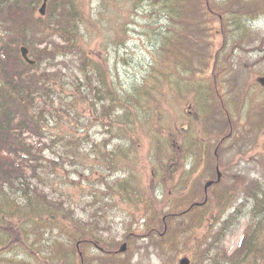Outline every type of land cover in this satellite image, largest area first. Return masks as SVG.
<instances>
[{"label": "trees", "instance_id": "obj_1", "mask_svg": "<svg viewBox=\"0 0 264 264\" xmlns=\"http://www.w3.org/2000/svg\"><path fill=\"white\" fill-rule=\"evenodd\" d=\"M91 1L48 0L46 13L40 16V0H0V264H178L185 254L191 257L190 264H264V88L249 84L248 78L243 82L235 76L226 78V58L232 53L224 52L231 46L249 48L254 56L259 53L254 43H264L262 31L245 27L232 43L227 31L234 38L241 19L250 23L263 18L264 0H141L153 7L150 21L141 25L134 18L132 1L122 7L124 18L118 12L121 20L111 23L109 19L106 26L99 17L112 15L113 5L96 0L99 6L93 11ZM94 23H100L98 28L92 29ZM136 24L146 32L141 36L149 44L151 61L138 80L145 91L138 90L135 83L130 88L136 90L132 95L115 82L120 84V64L131 55L117 49L135 37ZM102 27L107 28L108 36L104 48L97 46L92 51L89 35L94 29L100 33ZM21 46L28 49L33 65L21 58ZM251 67L253 78L258 72ZM174 78L186 79L188 98H195L199 88L209 89L210 113L193 114L196 128L208 134L207 143H226L229 135L234 142L245 134L255 135L249 150L256 154L258 173L242 186L244 195H239L240 203L249 202L250 212L231 255L223 240L236 223L231 224L228 216L220 221L219 213L210 217L206 211L201 216L209 215L210 221L201 220L210 222V228L198 229L200 236L188 238L179 228L181 217L189 214L179 213L182 204L168 213L172 195H145L134 186L131 191V184L125 186L124 181L115 188L106 182L105 191L96 188L73 199L64 191L52 192L56 190L53 184L67 183L58 169L69 164L89 163L83 173L88 184L99 179L102 169L96 167L101 165L107 170L129 168L128 180L136 166L161 164L178 169L181 148L177 147L181 135L192 127L186 120H177L166 132L167 112L155 104L167 89L178 97ZM202 78L208 85L204 79L199 82ZM184 100L189 103L186 96ZM88 104L96 122L84 113ZM129 108L130 116L120 125L107 117L117 109ZM90 122L101 125L105 140L100 142L112 149L99 148L95 141L88 158L81 151L88 137L79 130ZM159 122L166 126H158ZM165 132L176 141V147L169 142L170 151H163L157 137L154 147H141L154 133ZM198 137L194 135L195 140ZM14 164H18L17 170ZM90 177L94 179L90 181ZM173 178L170 173L160 180L165 184ZM121 210L120 232L107 231L110 212ZM217 221L219 226L211 228ZM124 241L126 250L120 253Z\"/></svg>", "mask_w": 264, "mask_h": 264}, {"label": "rangeland", "instance_id": "obj_2", "mask_svg": "<svg viewBox=\"0 0 264 264\" xmlns=\"http://www.w3.org/2000/svg\"><path fill=\"white\" fill-rule=\"evenodd\" d=\"M133 0L127 2L129 5ZM108 3H110L111 5H113V13L112 15L110 14H106L100 18H103V25L106 26V22L111 19V23H113V20H115L116 18L120 21L121 17L124 18V16L122 15V7L118 5L117 3H115L114 0H108ZM91 7L94 11V9H96V7H98V2L96 0H92L91 1ZM149 10L153 11V7L149 6ZM134 9V8H133ZM121 13V17L118 14ZM126 13V12H124ZM137 15H134V18ZM138 17V16H137ZM230 18L231 15H230ZM137 20V18H136ZM100 23H94V25L92 26V29L94 27L99 26ZM239 26L238 29L234 35V38H232V34L231 32L228 30V35H227V40L234 42L236 40H238L239 35H237L238 33H242V29H244V27H249L251 26L252 30H256L258 29L261 33V31L264 33V17L259 18L258 20H256L255 22H248L247 20L241 19L238 23ZM137 28L135 30V37H132L130 39V43L126 44V45H120L118 47L117 50L120 49L121 53L123 54H129L131 53V55L129 57H127V60L130 62L129 66H125L123 67L120 64V84L119 81L116 80L115 84L117 87H122L120 88L121 90H127L129 91L130 88H132V86L136 83L137 89L140 87L138 80L142 79L143 73H145V70L149 69V63L151 61L150 58V54L149 52L151 51V49L149 48V44H147V41L145 39L144 36H146V32L143 33V30L140 28V26L138 24H136ZM98 28V27H97ZM146 31V30H145ZM144 35V36H141ZM89 47L90 50L92 51H97L98 48H104V41L106 38H108L107 36V28L102 27L101 28V32L98 33L97 29L93 30L91 32V34L89 35ZM257 45V47L260 49L259 53H257V55H253L252 53H248L249 52V48L246 47H231L229 46V48L227 50H225V53H232L229 55V57L227 56V60H228V65H227V69H226V78L235 76V78L238 79L239 82H243L245 81V78H248V83L250 84L251 82H255L256 83V79L259 76L264 75V62L259 63L258 60L260 61H264V49H262V47H264V43L262 42H257L255 41V43ZM262 45V47H261ZM97 46H99L97 48ZM126 46V47H125ZM110 50H114V47L111 46L109 47ZM253 56V57H252ZM251 64L253 65L251 67ZM248 65V66H247ZM250 67L251 69H253L254 71L260 73V74H256L253 78L250 75ZM72 68L75 69L74 65L72 66ZM183 72H187V70L183 69ZM172 74V72H171ZM186 74V73H184ZM190 74V72L188 71V75ZM234 74V75H233ZM240 76V77H239ZM202 78V80H199V82H203L204 80L206 81V85H208L209 81L207 79ZM185 80V82L183 81ZM183 80L178 79V78H174L172 81V85H174L173 87L178 89L175 90V93L178 97H176L175 95L171 96L170 92L167 90L164 91L163 94V99L160 100V102L155 100V104L156 108H161L164 109L167 112V116H168V121H167V127H166V132H168V126L172 123H176L177 120L178 121H187L190 124V130H188V134H187V138L189 137H193L194 131H197L198 136H200V138H202V136H207L208 134H203L200 133L197 128H196V120L195 118L188 116L187 113H189V111H187V104L184 100V97H187V101L189 103H191V110H192V114L198 112L200 114H209V89L208 88H199L196 90V95L195 98L193 96H190L188 98V94L189 91L187 90V88H185V86L187 87V82L186 79L184 78ZM175 81H178L180 83H175ZM204 83V82H203ZM182 87V88H180ZM141 88V87H140ZM139 88V89H140ZM119 89V90H120ZM138 89V90H139ZM142 89V88H141ZM143 91H145L144 89H142ZM156 94L158 95V97L160 96V91H157ZM258 93H256L257 95ZM184 96V97H181ZM264 96V95H263ZM196 98H199L197 100V102H194ZM179 102V103H177ZM194 104V105H193ZM198 111H196V110ZM84 113L88 114V111H84ZM93 116H94V110L92 111ZM93 119V117H90V119ZM186 118V119H185ZM91 119V120H92ZM92 122H94L92 120ZM92 122L89 123L88 127H87V131H89L88 134V141L91 142L92 141V137L95 136V133L97 131H99L100 126L98 124H94V126L92 125ZM166 126L164 123L159 122L158 126ZM170 130V128H169ZM154 133L149 141H143L141 147H144V150H149L150 146H153V143L157 137L158 141L161 142V145L163 146L164 150H170V146H169V142L171 141L172 143H175L174 137H171V134L168 133ZM91 135V137H90ZM170 136V137H169ZM102 137V136H101ZM100 137V138H101ZM143 138H141L142 140ZM255 139V135H247L245 134L243 138H241L240 140H238L235 144L234 147H226L224 148L225 145H222L220 147H217V158L219 159V161L221 162V167H219V171L222 174V178L220 183L217 186L212 185L210 188H208L207 190V195H206V206L203 208H193L191 209L188 213V215H185L184 217H181L180 222L181 225L179 228H181L180 230L183 231V233L188 237V238H193L194 235H196L197 233L200 234V231H204L209 229V224L210 222H206L204 221V223H200L202 222V220H199L201 215L203 214H207L210 211V215L211 214H218L219 213V220L222 221L225 218V213H227L228 208L234 203L237 204L238 201H236L238 199L239 195H236L238 192L241 193L242 192V186L246 187L249 179H252L255 175H257V161L254 160V156L256 155L254 150H249L251 149V143H253ZM179 142V140H178ZM97 146L100 148L103 145V142L97 141ZM146 144H148L149 146H145ZM158 145V143L156 144ZM188 148V145H185ZM154 147V146H153ZM92 147H89L88 144L84 145L81 148V151L83 154L88 156H91L92 153L91 151ZM216 148V145H213L212 148L208 151V156L209 158H207L208 162L205 161V156L202 155L201 153V149L199 147H195L193 149L190 150H186L185 152H183V155L186 156H190L192 155V160H196L200 163L203 162V164H205L204 166H202L203 168L199 171V173L195 174V175H191L190 177V185H191V190L188 191L186 193V195H172L171 197H168L170 199V203L169 205H167V207L169 208V212L168 213H172V209L175 208L176 204H182V207L179 209V213H183L185 210H187L190 205L192 204L191 200L192 199H197L198 201H203L205 198V195H203V186L204 184L211 179H215V175H213V168L209 165V163L215 158L214 156H216L214 154V149ZM112 149V148H110ZM87 151V152H86ZM155 155V154H154ZM100 156H103V154H100ZM132 157V156H131ZM89 158V157H88ZM223 161V162H222ZM84 162V160H83ZM82 162V163H83ZM129 163V162H127ZM88 165L89 163H85V164H81L78 165L76 167H74L72 164L67 165L66 167H61L58 169V174L61 176H64L66 179V184L61 185V183L57 184H53V188H55L56 190H53L52 192L54 193L55 191L58 190L59 191H64L66 192V195H71V198H74V195H89L88 193L93 191L95 189V187H101L104 191L106 189V182L108 183V185H112L114 186V188L116 187V183L120 182V181H127V184H131L129 188H131V191H133V186L135 187V189L139 190H145L147 186H152V187H156L158 192H160V190L163 191L164 195H167L166 193V188L162 187L160 185H158L157 181H150V179H148L149 175L151 174V170H157L159 169L158 165H147V166H139L135 169H133V172L131 171V175L134 176V178H131L130 180H127V169L125 166H122V168L120 169V171L117 170H107L104 165H101L100 168L96 167L97 170H101L102 174L100 177V180H94L93 184H88L87 181H84V172L87 171L88 169ZM16 170L18 168V164H14L13 165ZM98 166V165H97ZM12 170L11 172H15L16 170ZM75 168V170H74ZM208 170V175L204 174L203 172ZM75 171V172H73ZM72 172V173H71ZM23 173L25 176L28 175L27 170L25 169V167L23 168ZM79 173V177H77ZM71 174H72V178H71ZM30 178V177H29ZM79 179V180H78ZM90 179H94L92 177L89 178ZM139 180V181H138ZM33 182V179L31 180ZM91 181V180H90ZM76 183H81V184H76ZM58 188V189H57ZM155 188L152 189V192H154ZM84 191L86 193H84ZM178 190L174 193H177ZM45 193L46 195H49V191L48 189H45ZM84 193V194H82ZM63 194V193H62ZM147 195H151L150 193H146ZM115 195H120V191L117 192V194ZM122 195H124V193H122ZM140 195V194H138ZM249 203V202H248ZM252 205V204H251ZM77 207V206H76ZM247 207V206H246ZM247 209V208H246ZM207 211V213H206ZM80 212V211H79ZM249 213L248 210H245V207H243V205H238L237 208L235 209L234 213L231 215V218H229V220L236 222L239 218V224L237 225V227H235L234 229H232L230 231V233H228L226 235V237L223 240V246L225 248V250L228 252V254H230L231 252H233L236 247L239 244V241L241 240V236L243 233V230L245 229V216L246 214ZM209 215H206L205 220H208ZM228 219V218H227ZM115 220V222L113 221ZM123 215H122V210L117 212V213H113L110 212V216H108V222L110 223L111 226H107L106 229L107 231H113V232H120L119 230L121 229V225H119V223H122L123 221ZM142 223V221H141ZM219 226V222H214L213 226L211 228H217ZM120 236V235H119ZM121 238V237H120ZM194 238V242H195ZM140 243V242H137ZM183 256H187L189 258H191L188 254L182 255ZM181 257H179L178 259H180ZM153 260H155V257H152ZM147 263H149V261L147 260Z\"/></svg>", "mask_w": 264, "mask_h": 264}, {"label": "bare ground", "instance_id": "obj_3", "mask_svg": "<svg viewBox=\"0 0 264 264\" xmlns=\"http://www.w3.org/2000/svg\"><path fill=\"white\" fill-rule=\"evenodd\" d=\"M115 3H117L120 6H124L126 5V1L127 0H114ZM133 6L135 8V12L137 14V23H139L140 25L143 23H148L150 21V13L152 11L149 10L148 5L141 0H133ZM111 13H113V8L111 10ZM121 14V13H119ZM239 22L236 23V25H238ZM239 26V25H238ZM245 29V27H244ZM248 29V28H247ZM243 30V29H242ZM126 47V46H125ZM121 65L123 67L125 66H129L130 62L128 60H125L123 63H121ZM8 69L5 70V73H8ZM133 87V86H132ZM134 91L136 92V90L134 89ZM134 91L130 90V91H126L127 94H132L134 93ZM121 92V91H120ZM121 94H120V98H121ZM131 113V109L129 108V110L125 109V110H121V109H117L116 111H113L109 114V116H107L112 122H114L116 125H120L121 122H124L126 120V118L128 116H130ZM105 121V119H103V122ZM161 159H163V161L165 163H169V158H165L164 156L161 157Z\"/></svg>", "mask_w": 264, "mask_h": 264}, {"label": "water", "instance_id": "obj_4", "mask_svg": "<svg viewBox=\"0 0 264 264\" xmlns=\"http://www.w3.org/2000/svg\"><path fill=\"white\" fill-rule=\"evenodd\" d=\"M43 3H42V6H41V9H40V13L41 15L44 14V11H45V5H46V1L47 0H42ZM21 52H22V57L29 63H33V61H30L28 58H27V50L25 48H22L21 49ZM257 82L264 87V76L263 77H259L257 78ZM125 250V244L122 245V247L120 248V251H124ZM180 264H189V260L187 258H183L180 260Z\"/></svg>", "mask_w": 264, "mask_h": 264}, {"label": "flooded vegetation", "instance_id": "obj_5", "mask_svg": "<svg viewBox=\"0 0 264 264\" xmlns=\"http://www.w3.org/2000/svg\"><path fill=\"white\" fill-rule=\"evenodd\" d=\"M213 185L215 186L216 184H213ZM181 187H182L181 180H179L178 181V189H180ZM182 193L183 194H181V195H186L185 191H183ZM205 195H207V193ZM236 195H244V192H241V193L238 192Z\"/></svg>", "mask_w": 264, "mask_h": 264}]
</instances>
